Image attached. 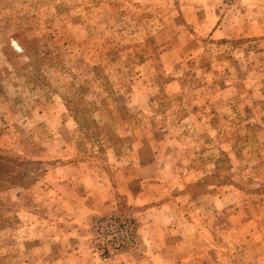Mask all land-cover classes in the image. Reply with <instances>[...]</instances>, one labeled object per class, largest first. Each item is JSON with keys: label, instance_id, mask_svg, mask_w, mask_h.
<instances>
[{"label": "rangeland", "instance_id": "obj_1", "mask_svg": "<svg viewBox=\"0 0 264 264\" xmlns=\"http://www.w3.org/2000/svg\"><path fill=\"white\" fill-rule=\"evenodd\" d=\"M0 264H264V0H0Z\"/></svg>", "mask_w": 264, "mask_h": 264}]
</instances>
